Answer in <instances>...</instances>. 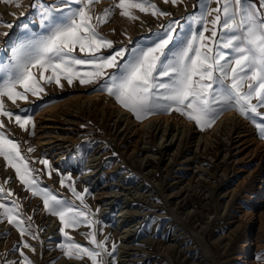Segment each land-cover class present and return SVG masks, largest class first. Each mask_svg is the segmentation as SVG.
<instances>
[{
    "label": "rangeland",
    "instance_id": "obj_1",
    "mask_svg": "<svg viewBox=\"0 0 264 264\" xmlns=\"http://www.w3.org/2000/svg\"><path fill=\"white\" fill-rule=\"evenodd\" d=\"M54 2L19 0L21 6L16 7L0 0V80L12 62L16 47L45 34L39 23V9ZM118 2L98 0L92 5L93 14L99 15ZM152 3L171 15L156 17L137 9L134 14L138 19L131 21L122 17L120 9L116 8L99 31L114 41L115 49H133L149 44L157 33L163 32L161 26L173 21H179V35L190 27L193 30L198 27L192 19L201 12L198 0H180L176 5L165 0H152ZM216 7V0H207L209 11ZM110 51L105 50L104 54ZM62 83V89L55 84L47 85V94H42V99L29 94L27 101L12 104L5 98L7 107L14 112L26 110L33 116L34 134L25 132L14 122L9 123L7 117L0 119L7 125L10 138L20 143L30 161H49L51 178L47 175L48 168L39 163L32 165L43 173L37 176L41 187L77 205L80 202L69 187H61V178L70 176L78 192L89 190L85 202L91 210V218L96 221L95 230L97 226L100 228L96 231L97 240H105L101 234L107 230L108 251L113 243L116 245L110 258L118 255L121 244L117 236L121 218L117 213L122 210L125 198H130L128 209L138 211L131 223L140 222L133 226L130 243L136 247L130 251L136 261L130 260V264H264V138L256 127L264 119V108L258 110L262 115L255 121L236 111L245 121L248 133L242 123L228 118L218 127V121L231 110L223 112L212 127L205 130L195 124L204 136L197 143L188 136V123L192 121L175 111L150 115L143 120L135 119L130 113L139 129L137 134L130 123L118 115V107H123L97 84L81 85L76 81L69 86L66 81ZM99 93L102 97H95ZM156 118L169 119L170 125L176 126L168 127L161 138L162 129L150 128ZM172 132L183 136L169 143ZM52 135L67 136L62 147H52ZM29 147L35 151L27 152ZM97 149L98 154H103V169L96 182L91 183L92 180H83L81 176L88 169L90 155ZM5 181H9L5 190H11L12 199L19 201L24 215L32 217V228L39 239L21 238L13 225L6 220L0 222V264H23L21 251L33 264H67L59 247L65 242L64 237L60 229L56 231L51 226L58 217L45 211L42 199L26 191L16 178L15 170L0 157V184ZM65 183L70 182L66 179ZM104 186L120 194L103 212L106 200L97 196L96 190L106 188ZM7 202L11 207V202ZM101 221L105 222L104 226ZM91 230L86 226L66 229L73 241L86 247L91 245L82 233ZM202 238L209 245L210 253ZM24 241L30 243L35 252L23 248ZM77 264L91 262L84 257Z\"/></svg>",
    "mask_w": 264,
    "mask_h": 264
},
{
    "label": "snow or ice",
    "instance_id": "obj_2",
    "mask_svg": "<svg viewBox=\"0 0 264 264\" xmlns=\"http://www.w3.org/2000/svg\"><path fill=\"white\" fill-rule=\"evenodd\" d=\"M2 2L21 6L19 0ZM97 2L55 0L39 9V23L45 34L16 47L12 62L0 80V117H7L9 123L14 122L25 132L34 134L33 116L26 110L14 112L7 107L5 98L12 104L27 101L29 94L42 99V94H47V85L55 84L62 89V81L69 86L76 81L81 85L97 84L137 120L175 111L205 130L228 110L254 121L261 117L258 110L264 108V0H216L218 7L210 11L207 0H198L200 15L192 17L198 25L195 30L190 27L179 35V21H173L161 26L163 32L157 33L149 44L133 49H115L114 41L99 31L116 8L131 21L138 19L134 14L137 9L156 17L171 13L162 11L152 0H119L95 15L92 5ZM165 2L176 5L180 0ZM105 50H111L110 54L105 55ZM256 127L264 138V119ZM34 151L31 147L27 149L29 153ZM0 157L15 170L25 190L42 199L45 211L59 218L65 241L59 247L67 258L87 257L91 264H108L104 257L112 256L116 245L113 243L108 251L107 238L97 240L96 221L85 202L87 188L78 192L70 176L61 178V187H69L80 202L77 205L41 187L37 176L43 173L32 165L39 163L48 168L47 175L51 178L49 161H30L20 143L10 138L2 119ZM66 179L69 184L65 183ZM9 181L0 184V222L6 220L13 225L21 238L39 239L32 228V217L25 216L19 201L12 199L14 193L5 190ZM81 226L92 229L82 233L91 247L73 241L66 231ZM23 248L35 252L27 241ZM20 254L23 264H33L23 251Z\"/></svg>",
    "mask_w": 264,
    "mask_h": 264
},
{
    "label": "bare ground",
    "instance_id": "obj_3",
    "mask_svg": "<svg viewBox=\"0 0 264 264\" xmlns=\"http://www.w3.org/2000/svg\"><path fill=\"white\" fill-rule=\"evenodd\" d=\"M12 7V6H11ZM102 93H99L97 95H95V97H102ZM112 102V101H111ZM52 115V114H51ZM118 115L120 117H122L123 119H125L127 122L130 123V126L131 128L133 129L134 133H139V129L138 127H136L134 121L132 120L131 118V114L130 112L126 111L125 109L123 108H119L118 107ZM226 117H222L221 120L218 121V127L221 126V123L224 121L223 119L224 118H228V119H231L233 121H236L239 122V123H244L245 121L242 120V117H239V114L236 113L235 110H231L229 111V113L227 115H225ZM50 119V118H49ZM52 119V118H51ZM170 121L169 119H160V118H156V119H153L150 123V128L152 127L153 130H158L160 131L161 129L163 130L162 132V136L161 138L164 137V134L166 131V129L169 127V128H172L174 126H171L170 125ZM187 125V124H186ZM188 126L189 127V138H195L194 140L197 141V143L200 142L201 139H203V131H201L196 125L195 123L192 121V122H189L188 123ZM235 126V125H234ZM249 126V127H248ZM243 127H244V124H243ZM247 127L249 128V131L251 129V125L248 124ZM234 128V127H233ZM247 132V128H246V125L244 127ZM237 131V130H236ZM243 132V131H242ZM248 133V132H247ZM251 133V132H250ZM74 134V133H73ZM240 134V133H239ZM69 136V135H68ZM76 136V135H75ZM174 136L175 139H174ZM181 136H183V134H181ZM180 135H177L176 132H172L171 134V139L169 140V143H171L172 141H175L177 138H181ZM252 136V135H251ZM65 137L67 136H61V135H52L51 138V142L54 143V145H52V147H62V143L64 142V139ZM71 138V137H70ZM73 139V137L71 138ZM75 139H78V138H75ZM66 140V139H65ZM44 141V140H43ZM74 141V140H72ZM244 142V141H243ZM147 143V142H146ZM240 144V143H239ZM100 145V144H99ZM146 145V144H145ZM65 150V149H64ZM48 151V150H47ZM62 152V151H61ZM98 149L95 150L89 157V160H88V169L87 171L83 172L81 178L83 180H92L91 183H94L96 182V180L100 177V174H102V169H103V154H98ZM263 152V151H262ZM66 153V151H65ZM63 155V154H62ZM61 156V155H60ZM60 159V158H59ZM62 159V157H61ZM55 161H58L57 158L55 159ZM187 161V160H186ZM64 163V162H63ZM61 164V163H60ZM63 165V164H62ZM12 172V171H11ZM12 174H14V172H12ZM80 178V179H81ZM122 184V183H121ZM106 187V186H104ZM132 188V187H131ZM134 188V187H133ZM139 188V187H138ZM90 189V188H89ZM239 189V188H238ZM132 191V190H131ZM96 195L99 196L100 198L102 199H105L106 202L103 204L104 207H103V212L104 211H107L110 207V204H112V200H115L117 199V197L119 196L120 192L116 191V190H112L110 187H106V188H97L96 190ZM142 194V192H141ZM140 194V195H141ZM126 200L124 201V205H123V208L122 210H120L117 215H118V218H121L120 219V225L118 226L120 229V231L117 233V236L119 237L120 241H121V244H120V250H119V253L116 257L114 258H110L109 256H106L105 255V259L108 261V264H117L119 261L122 262V264H130V260H135L136 261V257H133L132 254H131V251L130 249H134L136 246L132 245L130 243V240L132 238V236L134 235V228L133 226L134 225H138L140 222H136L135 224L134 223H131L132 221V218L138 214V211L137 210H130L128 209L127 206H129V201H130V198H125ZM132 200V199H131ZM101 206V205H100ZM127 207V208H125ZM54 219V218H53ZM57 222L58 225H56ZM56 221H53V224L51 225L52 226V229L54 230H59L60 229V221L57 220ZM102 226L105 225V222H102L101 221ZM119 224V223H118ZM99 226H97L96 228V231L98 232L99 231ZM102 229V228H101ZM108 231L107 230H104L101 234V237L105 239V236L107 235ZM62 234V233H60ZM100 236V235H99ZM107 237V236H106ZM202 241L204 242V245L206 247V251L210 253V247L209 245L207 244V242L204 240V238H202ZM85 242V241H84ZM87 243V242H86ZM174 244V243H173ZM172 244V245H173ZM171 245V244H169ZM172 250V248H171ZM40 252V251H39ZM205 252V251H204ZM136 253V252H135ZM39 255V254H38ZM40 259V258H39ZM64 262L67 263V264H77L79 263L81 260L79 259H69L67 258L65 255H64V258H63ZM138 259V258H137ZM59 260V259H58ZM53 263V262H52ZM62 264V263H61Z\"/></svg>",
    "mask_w": 264,
    "mask_h": 264
}]
</instances>
